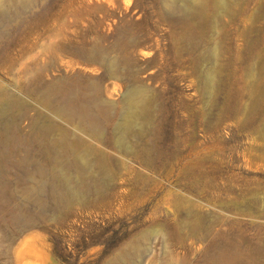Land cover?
<instances>
[{
	"label": "rangeland",
	"instance_id": "1",
	"mask_svg": "<svg viewBox=\"0 0 264 264\" xmlns=\"http://www.w3.org/2000/svg\"><path fill=\"white\" fill-rule=\"evenodd\" d=\"M19 1L0 264H264V0Z\"/></svg>",
	"mask_w": 264,
	"mask_h": 264
},
{
	"label": "bare ground",
	"instance_id": "2",
	"mask_svg": "<svg viewBox=\"0 0 264 264\" xmlns=\"http://www.w3.org/2000/svg\"><path fill=\"white\" fill-rule=\"evenodd\" d=\"M4 1H7V0H0V4L3 3ZM9 1V0H8ZM212 0H192L190 4L188 5H184L183 8H185L184 10H188V8L190 9L189 5L190 6H196V7H200L201 9L202 8H205L209 5V3L211 2ZM20 4L22 5V7H26L29 3V0H20L19 1ZM166 6L170 7V8H173L174 10L178 7L176 5V1L175 0H167L166 1ZM182 9V8H181ZM21 11H19L18 9H15L14 12H13V15L15 14H19ZM186 12V11H185ZM7 16V15H6Z\"/></svg>",
	"mask_w": 264,
	"mask_h": 264
}]
</instances>
